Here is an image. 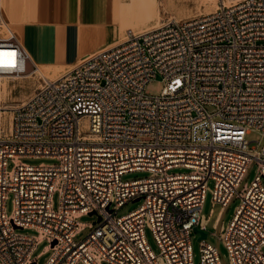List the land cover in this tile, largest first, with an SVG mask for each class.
Here are the masks:
<instances>
[{"label": "built area", "instance_id": "obj_1", "mask_svg": "<svg viewBox=\"0 0 264 264\" xmlns=\"http://www.w3.org/2000/svg\"><path fill=\"white\" fill-rule=\"evenodd\" d=\"M7 29L0 90L4 78H20L31 63ZM158 76L164 86L152 95L147 87ZM42 81L9 109L7 129L0 99V264H38L42 241L52 250L46 264H194L191 236L197 228L208 238L201 212L209 191L222 210L240 200L218 236L230 264H264V146L258 152L247 140L264 134V0H234L183 22L127 30L124 41ZM27 158L58 164L23 163ZM253 163L255 181L242 186ZM176 168L190 172L170 175ZM134 172L150 176L122 181ZM131 202L141 205L118 217ZM91 213L92 231L77 243L86 227L79 219ZM207 238L199 240L200 264H222Z\"/></svg>", "mask_w": 264, "mask_h": 264}, {"label": "rangeland", "instance_id": "obj_2", "mask_svg": "<svg viewBox=\"0 0 264 264\" xmlns=\"http://www.w3.org/2000/svg\"><path fill=\"white\" fill-rule=\"evenodd\" d=\"M203 1V2H202ZM234 0H152L150 12V17L148 21H144L145 17H142L141 13L136 11V5L133 3V0H115L114 12L116 16H113L110 21L96 22L93 20L86 21L85 24L77 25L76 30L84 31L85 36L89 40L90 47L84 53L80 51L79 57H84L96 51L102 50L104 48L110 47L115 43L123 39L124 34L127 30L132 29L135 32H141L153 28L157 23L161 24L163 22L173 20V21H186L192 18H196L208 13L216 11L220 5H230ZM0 9V37H4L7 34V28L11 29L19 38L21 42L22 38L20 35V26L22 22L19 19H13L11 17L9 2L8 0H2ZM216 10H215V9ZM88 13L92 14L95 11V7L89 6ZM210 9V10H209ZM149 12V11H147ZM149 14V13H148ZM147 15V14H146ZM114 19L115 17H117ZM148 16V15H147ZM146 16V17H147ZM78 16L76 19V24L78 23ZM23 21V20H22ZM121 22V23H120ZM122 23L124 28L121 27ZM7 24V27L6 25ZM150 27V28H149ZM92 46V47H91ZM39 64V63H38ZM28 70L26 72H32L34 66L30 63ZM73 66H53L46 67V71L40 67H37L38 71H45L47 78H58V76L63 75L65 72L69 71ZM35 73V72H34ZM53 75V76H52ZM4 81V104L6 108L13 109L25 101H27L35 92L38 87H41L43 81L40 75H28L21 78H6ZM2 81V82H3ZM163 82L160 76H158L153 83H151L147 90L152 95H160ZM11 113H4L2 128L7 129L10 126ZM8 120V121H7ZM247 140L251 142V147H257V151L260 152L264 146V134L262 133H251L247 136ZM23 163L30 165H39V164H58L57 160L54 159H23ZM13 164L10 163L8 169H12ZM189 170L185 168H176L170 170L169 174H180L188 173ZM258 173V165L253 163L248 169V173L243 181L242 186L245 184L251 185L255 181V178ZM150 176L147 172H134L126 174L122 177V181L130 182L139 179L148 178ZM210 190L214 188V182L210 181L208 183ZM60 202L59 194L54 195V209L58 210ZM141 205V202H131L124 207H122L118 213V217L125 216L135 210H137ZM240 205V200L234 198L231 203L222 210L221 205H213L212 193L209 191L206 196L205 203L202 208L201 216L208 220L207 223V243L212 245L217 249L222 264H230L229 255L227 249L223 243L219 240L218 236L220 233V227H227L230 221L233 219L237 208ZM13 197L10 195L9 199L6 202V213L8 215L13 212ZM96 216H82L79 219V222L82 225H85L84 229L76 236L75 241L77 243L82 242L92 231V228L88 226L96 222ZM219 220V225L215 229L217 220ZM20 233L28 235H37V232L32 230H19ZM146 238L152 249V251L159 255L160 250L155 241V238L150 230H146ZM192 239V249L194 255V264H200L201 262V243L199 241V235L193 233L191 236ZM264 251V249H263ZM40 255L38 259V264H46L49 258L52 256V250L49 249V242L42 241L35 251V256ZM108 264V263H104Z\"/></svg>", "mask_w": 264, "mask_h": 264}, {"label": "crops", "instance_id": "obj_3", "mask_svg": "<svg viewBox=\"0 0 264 264\" xmlns=\"http://www.w3.org/2000/svg\"><path fill=\"white\" fill-rule=\"evenodd\" d=\"M151 1L133 0L136 11L145 17L144 21L150 17ZM8 2L11 17L23 23L20 26L23 42H20L34 66L32 71H38L37 67L46 71V67L74 66L81 58L80 51L85 53L90 47L84 31L76 30V26L90 20L107 22L117 15L114 12L115 0H8ZM90 4L96 11L92 14L88 13ZM77 16L79 20L76 24ZM116 18L118 16L114 19ZM124 24L122 23V28ZM158 25L160 23L155 26ZM30 73L26 72L21 77L31 75ZM36 74L40 75L38 72ZM3 83L4 81L2 85Z\"/></svg>", "mask_w": 264, "mask_h": 264}, {"label": "bare ground", "instance_id": "obj_4", "mask_svg": "<svg viewBox=\"0 0 264 264\" xmlns=\"http://www.w3.org/2000/svg\"><path fill=\"white\" fill-rule=\"evenodd\" d=\"M1 1V0H0ZM203 2V1H202ZM215 9V8H214ZM210 10V9H209ZM216 10V9H215ZM211 13V12H210ZM209 14V13H208ZM178 21V20H177ZM178 22H182V21H178ZM161 25V24H160ZM160 25H158V26H160ZM158 26H155V27H153V28H151V29H154V28H156V27H158ZM130 30V29H129ZM132 30V29H131ZM148 30H150V29H148ZM134 31V30H133ZM146 31V30H145ZM47 40V39H46ZM125 40V34H124V37H123V39L122 40H120L119 42H122V41H124ZM47 42V41H46ZM72 69V68H71ZM35 72V73H34ZM36 72H38L39 74H40V76H41V79L42 78H47L46 77V72L45 71H32L30 74L31 75H34V74H36ZM29 75V74H28ZM53 76V75H52ZM5 79V78H4ZM51 80H53V79H51ZM42 85H43V83H42ZM41 85V86H42ZM1 88H2V90H0V99L2 100V102H1V107H2V109H3V111H2V113H1V126H2V123H3V117H4V113H6V112H10L7 108H6V106H5V104H4V83H3V85H2V83H1ZM8 121V120H7Z\"/></svg>", "mask_w": 264, "mask_h": 264}, {"label": "water", "instance_id": "obj_5", "mask_svg": "<svg viewBox=\"0 0 264 264\" xmlns=\"http://www.w3.org/2000/svg\"><path fill=\"white\" fill-rule=\"evenodd\" d=\"M94 214H95V213H91L90 216H93ZM194 231H195V233H199V234H200V238H199V240H201V239H206V238H207V234H206L205 232L200 231V230H198L197 228H195ZM53 245H55V243H54Z\"/></svg>", "mask_w": 264, "mask_h": 264}]
</instances>
